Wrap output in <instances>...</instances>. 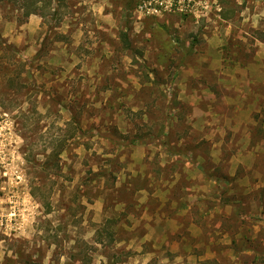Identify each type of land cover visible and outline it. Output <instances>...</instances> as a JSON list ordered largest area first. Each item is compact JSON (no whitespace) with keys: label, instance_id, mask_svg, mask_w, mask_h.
Wrapping results in <instances>:
<instances>
[{"label":"rangeland","instance_id":"rangeland-1","mask_svg":"<svg viewBox=\"0 0 264 264\" xmlns=\"http://www.w3.org/2000/svg\"><path fill=\"white\" fill-rule=\"evenodd\" d=\"M14 1L0 264H264V0Z\"/></svg>","mask_w":264,"mask_h":264},{"label":"trees","instance_id":"trees-1","mask_svg":"<svg viewBox=\"0 0 264 264\" xmlns=\"http://www.w3.org/2000/svg\"><path fill=\"white\" fill-rule=\"evenodd\" d=\"M14 3H19V2L17 0H15ZM37 4H39V0H33L31 2V6H36ZM22 7H25V5L23 4ZM22 7L20 9H22ZM23 14H24L23 17L28 18L30 15L35 14V13H34V11H29V12H26ZM124 43L127 45L126 41Z\"/></svg>","mask_w":264,"mask_h":264},{"label":"built area","instance_id":"built-area-1","mask_svg":"<svg viewBox=\"0 0 264 264\" xmlns=\"http://www.w3.org/2000/svg\"><path fill=\"white\" fill-rule=\"evenodd\" d=\"M150 7V4L147 2H142L138 7L137 10L141 13H144L148 10V8Z\"/></svg>","mask_w":264,"mask_h":264}]
</instances>
